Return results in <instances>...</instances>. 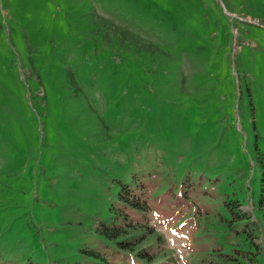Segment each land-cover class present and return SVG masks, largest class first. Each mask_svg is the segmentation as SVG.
I'll use <instances>...</instances> for the list:
<instances>
[{"label":"rangeland","instance_id":"1","mask_svg":"<svg viewBox=\"0 0 264 264\" xmlns=\"http://www.w3.org/2000/svg\"><path fill=\"white\" fill-rule=\"evenodd\" d=\"M122 184L195 263L227 202L264 246V0H0V264L109 253Z\"/></svg>","mask_w":264,"mask_h":264},{"label":"trees","instance_id":"2","mask_svg":"<svg viewBox=\"0 0 264 264\" xmlns=\"http://www.w3.org/2000/svg\"><path fill=\"white\" fill-rule=\"evenodd\" d=\"M141 189L136 190L129 184H122L118 194L119 204L112 205L109 209L114 215L112 222L110 224L101 222L97 229V232L110 242L112 248L109 249V253L82 249L83 254L93 257L91 264H264L259 258L260 255L264 258L263 240L256 233L260 232L261 226L251 221L248 225L245 224L241 231L235 229L237 221L249 219L240 211L241 205L237 201L231 202L230 205L226 203L228 207L230 206L232 218L226 219L217 215V222L212 228L217 243L212 247L211 253L199 257L195 263L194 253L185 256L177 247L174 249V244L167 239L165 233H161L151 222V206L146 197L147 188L141 185ZM230 230L237 234V238L240 234L243 235L242 241L247 248H239L244 245L239 239L234 240L236 242L234 249L229 250L228 247L232 245L230 241L226 246L220 244L221 234ZM174 233L178 234L176 231ZM184 239L185 237H177L179 243Z\"/></svg>","mask_w":264,"mask_h":264}]
</instances>
